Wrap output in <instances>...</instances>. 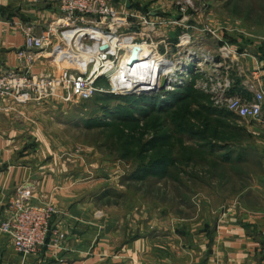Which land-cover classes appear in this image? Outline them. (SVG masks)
<instances>
[{
  "label": "rangeland",
  "instance_id": "obj_1",
  "mask_svg": "<svg viewBox=\"0 0 264 264\" xmlns=\"http://www.w3.org/2000/svg\"><path fill=\"white\" fill-rule=\"evenodd\" d=\"M114 1L157 22L151 45L169 68L156 87L113 92L104 76L103 90L84 101L27 104L41 105L36 122L79 176L82 195L125 238L175 234L185 245L200 235L209 241L229 208L264 212V154L251 147L241 118L213 98L238 52L264 45V0ZM128 55L113 79L131 72L121 71ZM47 59L56 67L49 74L64 65Z\"/></svg>",
  "mask_w": 264,
  "mask_h": 264
},
{
  "label": "crops",
  "instance_id": "obj_2",
  "mask_svg": "<svg viewBox=\"0 0 264 264\" xmlns=\"http://www.w3.org/2000/svg\"><path fill=\"white\" fill-rule=\"evenodd\" d=\"M57 12L55 3L0 0V63L14 71L29 67L34 73H51V67H56L47 59L29 63L16 54L24 48L21 25L30 20L37 33ZM242 49L223 77L231 91L251 98L259 90L264 93V45L254 41ZM31 106L0 108V223L7 216L8 199L16 188L25 187L32 193V203L55 205L50 227L57 233L56 241L52 245L50 232L47 245L22 257L0 231V264H264L261 207L243 209L241 214L225 210L212 238L194 237L192 245H185L175 234L170 239L125 238L124 229L106 220L101 208L82 195L79 176L70 171L68 159L58 154L56 143L44 136L36 122L41 105ZM239 120L251 136V147L264 154V106L258 119Z\"/></svg>",
  "mask_w": 264,
  "mask_h": 264
},
{
  "label": "built area",
  "instance_id": "obj_3",
  "mask_svg": "<svg viewBox=\"0 0 264 264\" xmlns=\"http://www.w3.org/2000/svg\"><path fill=\"white\" fill-rule=\"evenodd\" d=\"M20 1L55 3L58 12L37 33L33 30L34 26L21 25L25 49L17 51V58L30 63L41 57L47 59L49 56H59L60 63L64 65L52 74L40 75L32 72L29 67L14 71L0 63L1 109L7 108L9 104L22 105L54 99L66 104L77 103L103 90L98 86V81L104 76L113 92L124 93L108 72L117 69L124 55L128 52L130 55L131 49L136 46L139 51L149 48L148 60L151 59V63L158 62V73L153 76L152 84H156L160 70L165 72L169 68V62L161 59L160 55L157 60L153 58L156 55L154 46L151 45V35L155 33L153 31L156 30L157 22L152 20L149 13L121 11L119 3L114 0ZM122 27L133 30L121 32ZM87 30L96 31L102 37L95 38ZM104 44L107 48L101 49ZM127 65L129 66L128 63ZM161 66L164 67L161 69ZM217 86L213 94L216 104L241 119L260 117L264 106L262 90L247 98L231 91L230 83L226 79L223 86ZM31 198L32 193L27 188H16L8 199L7 216L0 223V231L8 235L14 250L22 257L47 245L50 232L52 245L56 241L57 233L50 227L51 218L57 211L55 205L49 201L32 203Z\"/></svg>",
  "mask_w": 264,
  "mask_h": 264
},
{
  "label": "bare ground",
  "instance_id": "obj_4",
  "mask_svg": "<svg viewBox=\"0 0 264 264\" xmlns=\"http://www.w3.org/2000/svg\"><path fill=\"white\" fill-rule=\"evenodd\" d=\"M88 32H90L92 34L91 36H93L95 38H101L102 37L98 32H94L93 30H87V33ZM104 38L106 39V37H104ZM148 49L149 48H142L139 51V58L136 61H134V63L131 66H128L127 63H124V65L121 68V71H123V70H131V72L129 74H125L119 80L117 79V77H119V75L121 73L117 72V71L119 70V67H121V64L124 62V60L120 62V65L118 66L117 69L115 68L114 70L108 72V75L111 77L113 75V73L116 71L115 73H116L117 77L114 79V81H115L114 83L117 86L122 87L121 90L125 91L129 87L133 86L134 85L133 81L135 79H140V78L143 77L145 80L147 79L148 81H151L153 76L157 75V73H158V65H155V64H158V62L155 61V62L151 63L150 62L151 59L148 60L147 57L150 56V52L148 51ZM157 57H158V55L153 56V58H155L154 60H157L159 58V57L158 58ZM149 64H150V66H148ZM124 84L126 86H124ZM140 87H143L142 90L145 91V90H149L152 87V85L147 86L146 83L144 82L143 84L140 85ZM137 88H138V86H137Z\"/></svg>",
  "mask_w": 264,
  "mask_h": 264
},
{
  "label": "water",
  "instance_id": "obj_5",
  "mask_svg": "<svg viewBox=\"0 0 264 264\" xmlns=\"http://www.w3.org/2000/svg\"><path fill=\"white\" fill-rule=\"evenodd\" d=\"M106 48H107V45L105 44L101 45V49H106ZM138 58H139V49L136 46L131 49L130 55L128 56V59H127V63L129 64V66H131L134 63V61H136ZM134 81H133L134 85L125 90L129 94L145 92L146 90L144 91L140 89V85L143 84L144 82L146 83L147 86L153 85L154 87H156L155 83L152 84L151 81H148L147 79L145 80L143 77L140 79H135ZM137 86L139 88H137Z\"/></svg>",
  "mask_w": 264,
  "mask_h": 264
},
{
  "label": "trees",
  "instance_id": "obj_6",
  "mask_svg": "<svg viewBox=\"0 0 264 264\" xmlns=\"http://www.w3.org/2000/svg\"><path fill=\"white\" fill-rule=\"evenodd\" d=\"M49 3H51V2H49ZM38 74H40V75H48V74H45V73H38ZM99 82V81H98ZM84 101V100H83Z\"/></svg>",
  "mask_w": 264,
  "mask_h": 264
}]
</instances>
